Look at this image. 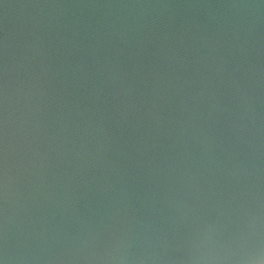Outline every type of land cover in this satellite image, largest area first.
<instances>
[{
  "label": "water",
  "instance_id": "95a60500",
  "mask_svg": "<svg viewBox=\"0 0 264 264\" xmlns=\"http://www.w3.org/2000/svg\"><path fill=\"white\" fill-rule=\"evenodd\" d=\"M0 264H264V0H0Z\"/></svg>",
  "mask_w": 264,
  "mask_h": 264
}]
</instances>
